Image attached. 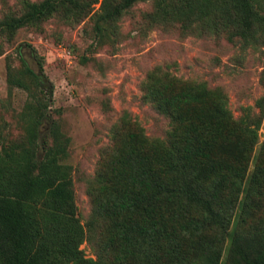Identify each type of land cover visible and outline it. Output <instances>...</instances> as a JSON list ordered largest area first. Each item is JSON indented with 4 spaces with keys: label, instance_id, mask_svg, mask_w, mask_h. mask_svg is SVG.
<instances>
[{
    "label": "trees",
    "instance_id": "obj_1",
    "mask_svg": "<svg viewBox=\"0 0 264 264\" xmlns=\"http://www.w3.org/2000/svg\"><path fill=\"white\" fill-rule=\"evenodd\" d=\"M141 1L146 0H18L20 13L0 19V37L12 42L19 29L53 17L80 23L96 5L94 30L101 36L103 24L119 20ZM151 1L156 20L170 12L197 14L209 32L224 30L230 41L246 45L264 34L263 0ZM16 54L22 74L8 73V86L42 95L25 105L21 137L7 141L0 130V264H220L226 237L231 243L223 264H264L263 220L248 234L241 224L229 233L262 107L256 115L244 108L235 119L219 89L155 69L147 77L145 97L170 120V130L165 139H150L137 126L113 146L88 185L92 212L83 226L65 163L69 139L51 118L41 57L34 50L29 55L36 73L20 47ZM260 157L264 160V140ZM256 171L249 194L262 184L263 168ZM98 229L95 258H86L80 245Z\"/></svg>",
    "mask_w": 264,
    "mask_h": 264
},
{
    "label": "rangeland",
    "instance_id": "obj_2",
    "mask_svg": "<svg viewBox=\"0 0 264 264\" xmlns=\"http://www.w3.org/2000/svg\"><path fill=\"white\" fill-rule=\"evenodd\" d=\"M98 8L96 5L80 23L53 17L39 27L19 29L12 42L0 37L3 137L10 141L23 135L20 115L32 96L41 98L39 90L27 92L7 84L8 73L16 77L22 74L16 54L19 47L29 68L39 73L37 63L29 58L34 50L41 57L44 83L51 91L47 97L51 118L69 139L65 163L71 167L76 214L85 226L92 212L88 185L108 161L113 146L137 126L150 139H165L170 130V120L145 97L148 75L160 68L182 81L204 83L226 96L235 119L242 116L244 108H250L252 115L263 108L257 142L249 153L243 191L229 228L230 235L238 224L245 234L252 232L264 221V160L260 157L264 140V34L246 45L230 41L224 30L209 32L204 18L197 14L170 12L163 20H156L154 3L146 0L136 3L119 20L103 24L105 32L98 36L94 30ZM261 8L264 13V3ZM20 10L18 0H0V19L18 15ZM258 165L263 168L262 184L249 194L248 184ZM93 236L80 245L86 258H95L101 230ZM230 243L226 237L220 264L226 260Z\"/></svg>",
    "mask_w": 264,
    "mask_h": 264
}]
</instances>
